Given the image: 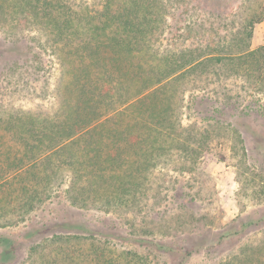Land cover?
Returning <instances> with one entry per match:
<instances>
[{
    "label": "trees",
    "instance_id": "trees-1",
    "mask_svg": "<svg viewBox=\"0 0 264 264\" xmlns=\"http://www.w3.org/2000/svg\"><path fill=\"white\" fill-rule=\"evenodd\" d=\"M164 10L162 0H103L96 11L76 9L69 0H0V31L13 34L21 25L43 34L62 73L57 114L14 111L0 121L9 141L0 143V229L22 222L60 187L72 208L93 205L107 214L139 206L153 173L170 160L191 172L214 131L230 129L219 121L221 105L202 119L204 128L182 125L180 89L187 77L219 69L264 93V45H249L264 15L252 14L236 33L226 26L213 45L172 52L157 47ZM12 202V209L5 207ZM9 211L17 220L6 222ZM54 255L43 263L54 264ZM67 256L68 264H81L78 254ZM127 256L124 264H144L137 254ZM109 263L99 258L95 264Z\"/></svg>",
    "mask_w": 264,
    "mask_h": 264
},
{
    "label": "rangeland",
    "instance_id": "rangeland-1",
    "mask_svg": "<svg viewBox=\"0 0 264 264\" xmlns=\"http://www.w3.org/2000/svg\"><path fill=\"white\" fill-rule=\"evenodd\" d=\"M162 1L166 22L160 51L213 45L226 26L236 33L252 14L264 15V0H220L228 3L225 9L199 6L202 0ZM69 2L96 11L103 0ZM16 28L13 34L0 31V121L14 111L53 116L59 111L62 81L54 49L43 34ZM249 45H264V19L254 26ZM249 86L219 69L187 77L180 89L182 125L204 128L202 119L221 105L219 121L234 132L215 130L191 172L172 160L157 169L133 209L105 214L93 205L72 208L65 187L57 188L56 198L22 222L0 229V264H44L54 252H59L54 264H68L72 252L81 264L99 258L124 264L130 253L144 264H264V93ZM8 142L0 127V143ZM69 180L65 177L66 184ZM8 220L17 217L9 211Z\"/></svg>",
    "mask_w": 264,
    "mask_h": 264
}]
</instances>
